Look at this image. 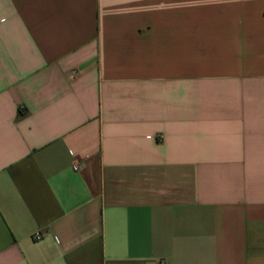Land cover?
Returning <instances> with one entry per match:
<instances>
[{"label": "crops", "instance_id": "1", "mask_svg": "<svg viewBox=\"0 0 264 264\" xmlns=\"http://www.w3.org/2000/svg\"><path fill=\"white\" fill-rule=\"evenodd\" d=\"M0 264H264V0H0Z\"/></svg>", "mask_w": 264, "mask_h": 264}, {"label": "built area", "instance_id": "2", "mask_svg": "<svg viewBox=\"0 0 264 264\" xmlns=\"http://www.w3.org/2000/svg\"><path fill=\"white\" fill-rule=\"evenodd\" d=\"M43 237V233L41 232V231H37L36 233H34V235H33V238L35 239V240H39V239H41Z\"/></svg>", "mask_w": 264, "mask_h": 264}]
</instances>
